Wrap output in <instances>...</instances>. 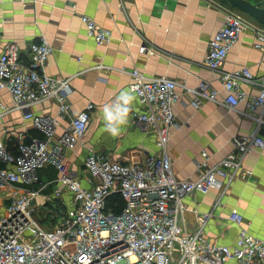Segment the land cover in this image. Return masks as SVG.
I'll list each match as a JSON object with an SVG mask.
<instances>
[{
    "label": "built area",
    "instance_id": "1",
    "mask_svg": "<svg viewBox=\"0 0 264 264\" xmlns=\"http://www.w3.org/2000/svg\"><path fill=\"white\" fill-rule=\"evenodd\" d=\"M81 20L98 45L110 44L111 30L88 16ZM247 28L255 33V48L264 51V27L251 25L244 14L228 9L223 27L208 45L206 66L211 71L223 68ZM53 51L44 35L25 54L14 44L1 49L0 34V92L6 91L12 100L11 106L0 100V118L18 111L44 135L18 134L15 153L5 141L9 131L3 129L0 136V189L9 193V204L0 214V264H264V239L250 232L237 210L229 220L239 226V233L232 244L223 245L205 234L210 214H198L195 229L188 230L184 204L194 193L223 190L238 178L246 156L264 149V136L256 130L234 137L233 151L216 163H210L208 153L202 152L204 161L197 166V178L179 179L168 151L171 129L178 127L173 108L182 101L179 84L168 77L148 78L135 69L130 88L146 110L133 113V120L155 133L157 152L129 163L90 152L81 177L66 161L65 152L85 142L94 105L71 116L70 80L46 72ZM220 80L223 103L230 110H236L246 98L242 85L256 82L248 67L224 72ZM260 87L243 115L259 110L264 116V83ZM184 88L193 94L195 108L220 97L207 81L196 89ZM50 99L57 101L60 117H70V129L62 135L56 133V118L32 111ZM252 116L259 126L264 125L263 117ZM45 165L56 168L53 183L58 188L52 196L66 207L55 215L58 222L51 229L36 219L39 208L33 204L50 185L40 183L38 170ZM36 184L40 186L36 188ZM116 195L119 200L114 199Z\"/></svg>",
    "mask_w": 264,
    "mask_h": 264
},
{
    "label": "crops",
    "instance_id": "2",
    "mask_svg": "<svg viewBox=\"0 0 264 264\" xmlns=\"http://www.w3.org/2000/svg\"><path fill=\"white\" fill-rule=\"evenodd\" d=\"M227 10L225 0H0L1 49L14 44L25 54L44 35L54 48L47 74L70 80L71 116L85 110L88 104L94 105L85 142L65 152L66 161L81 177L85 175L84 162L90 152L120 163L141 161L157 152L155 133L144 130L133 120V113L146 110L134 93L136 99L129 122L121 135L112 137L104 130L102 108L112 103L121 91H132L131 71L137 69L148 78L175 80L182 101L173 108L178 127L171 129L168 151L175 175L181 180H195L197 166L204 161L202 152L208 153L210 163H216L233 151L234 137L256 130L264 136V125L259 126L252 116L264 120L261 112L243 115L247 103L259 94L260 84L264 83V51L255 48L253 30L245 29L220 71L213 72L206 66L209 42L223 27ZM83 15L112 31L110 44L98 45L88 36L81 20ZM241 67H248L256 82L242 85L246 98L236 110H230L223 103L225 91L220 78L222 73ZM201 81L209 82L220 92V97L216 102H204L195 108L193 94L184 87L196 89ZM0 100L12 105L6 91L0 92ZM58 107L57 101L50 99L34 106L32 111L56 118V133L62 135L70 129V117H60ZM3 129L9 131L5 141L13 153L18 134L44 137L18 111L0 118V136ZM38 175L40 183L50 185L37 198L36 206L48 208L59 202L60 209L66 210L62 200L52 196L58 188L53 183L58 176L56 168L45 165ZM39 186L36 184V188ZM8 197L9 193L1 189V214L9 204ZM184 204L190 231L196 227L198 214H210L206 236L230 245L237 238L239 226L229 216L237 210L250 232L264 239V149L248 154L243 173L223 190H212L207 195L194 193ZM48 216L45 223L37 220L44 228L51 229L58 221L55 215ZM47 223L50 227H46Z\"/></svg>",
    "mask_w": 264,
    "mask_h": 264
},
{
    "label": "clouds",
    "instance_id": "3",
    "mask_svg": "<svg viewBox=\"0 0 264 264\" xmlns=\"http://www.w3.org/2000/svg\"><path fill=\"white\" fill-rule=\"evenodd\" d=\"M136 97L130 90L119 93L112 103L102 108L104 130L112 137L121 135L122 129L129 122V115Z\"/></svg>",
    "mask_w": 264,
    "mask_h": 264
},
{
    "label": "water",
    "instance_id": "4",
    "mask_svg": "<svg viewBox=\"0 0 264 264\" xmlns=\"http://www.w3.org/2000/svg\"><path fill=\"white\" fill-rule=\"evenodd\" d=\"M238 12L252 18L257 24L264 27V7L250 0H226Z\"/></svg>",
    "mask_w": 264,
    "mask_h": 264
},
{
    "label": "rangeland",
    "instance_id": "5",
    "mask_svg": "<svg viewBox=\"0 0 264 264\" xmlns=\"http://www.w3.org/2000/svg\"><path fill=\"white\" fill-rule=\"evenodd\" d=\"M255 1H257V0H255ZM259 2H260V4L261 3H263L261 0H258ZM264 4V3H263ZM227 8L228 9H230V10H235L234 8H232L230 5H228V2H227ZM236 11V10H235ZM245 18H246V20H247V22L249 23V24H251V25H257L258 26V24H257V22H255L252 18H250V17H248L247 15H245ZM1 190V189H0ZM37 201H39L38 199L33 203L34 205L36 204V202ZM56 206H57V203H54L53 204V207H51L52 209H54V208H56ZM50 207H48V208H45V207H41V208H39V210H38V215H37V218L36 219H43L44 217H46V214L49 212V209ZM58 209V208H57ZM55 210V215H58L57 213H59L60 214V210L58 209V210ZM1 214V213H0ZM50 218V217H49ZM49 220V219H48ZM46 227H50V226H48V223H47V226Z\"/></svg>",
    "mask_w": 264,
    "mask_h": 264
},
{
    "label": "trees",
    "instance_id": "6",
    "mask_svg": "<svg viewBox=\"0 0 264 264\" xmlns=\"http://www.w3.org/2000/svg\"><path fill=\"white\" fill-rule=\"evenodd\" d=\"M226 1V0H225ZM250 1H252V2H254V3H258V4H260V2L257 0V1H255V0H250ZM227 2V1H226ZM229 5V4H228ZM261 5V4H260ZM114 199H116V200H119V198L117 197V195L114 197ZM55 203V202H54ZM53 203V204H54ZM57 203V206H56V208H54V209H52L51 207H53V205L50 207V210H49V212L46 214V217H44L43 219H39V221H41V222H44L45 223V221L47 222V220H48V218H49V216L48 215H55V210L58 208L59 210H60V203L59 202H56ZM57 209V210H58ZM57 214H59V213H57Z\"/></svg>",
    "mask_w": 264,
    "mask_h": 264
}]
</instances>
